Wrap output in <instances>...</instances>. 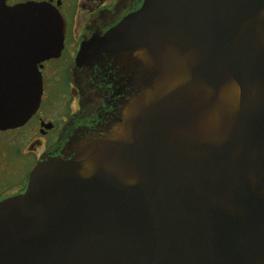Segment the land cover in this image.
I'll list each match as a JSON object with an SVG mask.
<instances>
[{"label": "water", "instance_id": "obj_1", "mask_svg": "<svg viewBox=\"0 0 264 264\" xmlns=\"http://www.w3.org/2000/svg\"><path fill=\"white\" fill-rule=\"evenodd\" d=\"M66 22L0 1V130L38 110ZM126 90L0 204V264H264V0H145L84 43Z\"/></svg>", "mask_w": 264, "mask_h": 264}, {"label": "flooded vegetation", "instance_id": "obj_2", "mask_svg": "<svg viewBox=\"0 0 264 264\" xmlns=\"http://www.w3.org/2000/svg\"><path fill=\"white\" fill-rule=\"evenodd\" d=\"M8 7L37 3L58 10L65 22L60 57L38 65L43 95L23 125L0 130V204L24 194L37 165L65 158V147L83 133L102 130L118 116L126 90L117 86L110 65L77 66L82 45L103 36L145 0H0Z\"/></svg>", "mask_w": 264, "mask_h": 264}]
</instances>
